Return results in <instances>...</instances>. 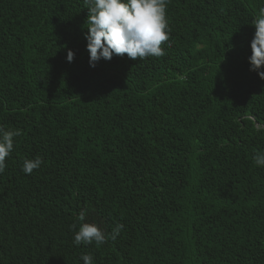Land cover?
<instances>
[{
	"label": "trees",
	"instance_id": "16d2710c",
	"mask_svg": "<svg viewBox=\"0 0 264 264\" xmlns=\"http://www.w3.org/2000/svg\"><path fill=\"white\" fill-rule=\"evenodd\" d=\"M261 7L169 0L162 58L93 68L84 0H0V127L22 133L0 173V264H264ZM81 211L106 243L75 244Z\"/></svg>",
	"mask_w": 264,
	"mask_h": 264
},
{
	"label": "clouds",
	"instance_id": "9594fccd",
	"mask_svg": "<svg viewBox=\"0 0 264 264\" xmlns=\"http://www.w3.org/2000/svg\"><path fill=\"white\" fill-rule=\"evenodd\" d=\"M169 0H84L88 15L85 21L87 34L86 50L89 53V65L95 67L100 59L110 61L113 56L137 61L149 57L162 58L165 55L163 46L170 40L167 5ZM255 34L251 41L250 71L257 72L264 80V7L252 21ZM74 54L67 53L68 62H72ZM19 130L6 131L0 127V173L6 167L5 161L13 150V139L21 135ZM254 163L264 167V153L254 156ZM42 160L25 159L22 171L31 175L39 169ZM86 211H81L78 220L81 222L74 236L76 245L97 246L106 243L104 232L95 224L85 223ZM75 228V225H73ZM122 225H116L111 234L115 240L122 231ZM84 264H92L91 255L81 257Z\"/></svg>",
	"mask_w": 264,
	"mask_h": 264
}]
</instances>
